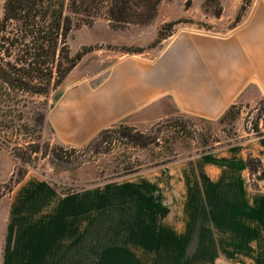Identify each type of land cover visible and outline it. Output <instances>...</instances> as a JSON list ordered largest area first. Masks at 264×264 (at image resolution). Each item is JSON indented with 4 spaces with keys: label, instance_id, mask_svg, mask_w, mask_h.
Instances as JSON below:
<instances>
[{
    "label": "crops",
    "instance_id": "0c3cea01",
    "mask_svg": "<svg viewBox=\"0 0 264 264\" xmlns=\"http://www.w3.org/2000/svg\"><path fill=\"white\" fill-rule=\"evenodd\" d=\"M221 1L219 14L160 3L155 38L163 24L181 20L176 30L137 56L108 53L90 79L94 84L82 83L59 98L51 114L57 134L65 143L85 144L135 118L154 122L183 113L217 120L240 100L264 94V0ZM232 147L208 150L179 169L182 190L176 211H168L169 229L182 236L180 254L194 248L201 250L197 254L264 264V188L253 187L247 163L250 155L264 163V135ZM14 171L0 153V181ZM155 193L160 201V191ZM2 199L9 222L0 264H82V254L91 256L90 197L60 196L39 173L28 171ZM81 212L90 213L87 231H81ZM92 220L95 225V215Z\"/></svg>",
    "mask_w": 264,
    "mask_h": 264
},
{
    "label": "rangeland",
    "instance_id": "374dc122",
    "mask_svg": "<svg viewBox=\"0 0 264 264\" xmlns=\"http://www.w3.org/2000/svg\"><path fill=\"white\" fill-rule=\"evenodd\" d=\"M162 2L174 10L196 6L213 14H219L224 7L221 0ZM244 2L249 4L250 0ZM105 12L103 9L89 23L76 20L69 38L71 50L73 53L87 47L91 50L58 89L47 97H25L23 104L26 106L20 107V111L0 112L3 115L0 119L3 117L5 120L0 124L1 161H8L10 167L15 166V170L39 173L60 196L73 195L78 200L91 198L92 254L90 257L82 254V264H242L243 258L249 260L250 257L202 255L197 254L200 249L194 248L187 250L193 254H180L182 236L169 229L172 224L169 223L168 211H176L178 200L175 196L182 190L181 176L177 174L181 167L200 159L210 148L233 151L232 144L260 136L254 130V121L260 115L258 103L264 94L252 101L243 99L236 103L237 108L233 110L238 112L236 118L229 115L224 119L208 120L183 113L154 122L135 118L117 124L109 137L89 151L84 150L89 142L65 143L51 120L59 98L72 87L82 83L86 86L94 84L90 79L103 68L108 53L112 52L116 57V52L137 56L144 50L150 51L163 37L174 32L176 24L181 21L163 24L155 38L154 20L146 24L115 27ZM37 113L45 114L42 128L32 121ZM261 115L259 124L264 131V114ZM27 122L29 125H24ZM129 127L144 134L152 143L135 146L124 136ZM136 131L133 133L136 134ZM31 142L40 143L42 152L34 154L32 163H25L14 152H30ZM47 142L52 147L63 146L65 153H60L69 161L57 160L52 148H47ZM260 161L257 171L251 175L255 189L264 188V180L259 179L264 173V163ZM10 179L2 178L0 181V246L3 243V228L9 222L8 211H5L8 206L1 202L2 192ZM159 191L160 201L155 198V192ZM88 215L89 212H81V231L88 230ZM94 215L95 225L92 223ZM84 243L82 241V248Z\"/></svg>",
    "mask_w": 264,
    "mask_h": 264
},
{
    "label": "trees",
    "instance_id": "16d2710c",
    "mask_svg": "<svg viewBox=\"0 0 264 264\" xmlns=\"http://www.w3.org/2000/svg\"><path fill=\"white\" fill-rule=\"evenodd\" d=\"M160 3L161 0H0V112L20 111V107L26 106L25 97L49 96L90 52L89 47L77 53L71 50L69 38L77 19L89 23L105 9L106 17L115 27L146 24L156 17ZM258 105L260 115L254 121V130L262 136L264 131L259 123L264 114V98ZM236 108V104L232 105L221 119L229 115L236 118L238 112L233 111ZM32 121L42 128L45 114L37 113ZM3 123L2 117L0 124ZM115 128L116 125L101 131L84 150L89 151L109 137ZM127 130L124 136L135 146L152 143L134 128ZM29 146L30 152H14L25 163H32L34 154L42 152L40 143L31 142ZM47 148H52L57 160L69 161L60 153L65 151L63 146L52 147L47 142ZM247 163L254 174L261 161L250 155ZM26 174L23 169H16L2 194L12 191Z\"/></svg>",
    "mask_w": 264,
    "mask_h": 264
},
{
    "label": "water",
    "instance_id": "95a60500",
    "mask_svg": "<svg viewBox=\"0 0 264 264\" xmlns=\"http://www.w3.org/2000/svg\"><path fill=\"white\" fill-rule=\"evenodd\" d=\"M259 179L264 180V173L260 175Z\"/></svg>",
    "mask_w": 264,
    "mask_h": 264
}]
</instances>
